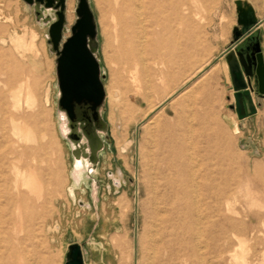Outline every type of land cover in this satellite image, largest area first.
Masks as SVG:
<instances>
[{"label": "rangeland", "instance_id": "obj_1", "mask_svg": "<svg viewBox=\"0 0 264 264\" xmlns=\"http://www.w3.org/2000/svg\"><path fill=\"white\" fill-rule=\"evenodd\" d=\"M88 1L105 75L100 114L106 131L76 143L58 107L57 56L48 43L53 11L0 0L1 59L16 60L27 72L32 99V108H20L32 128L21 160L0 134V264H64L73 243L81 245L86 264H264V98L255 91L256 114L239 120L228 68L229 53L244 40L255 36L264 44V0H197L180 26L175 66L167 35H148L165 63L157 80V67L147 62L162 98L158 102L153 91L155 109L147 116L142 66L134 42L121 34L118 6ZM76 5L66 0L63 39ZM17 41L24 46L15 49ZM31 43L32 51L25 47ZM159 140L177 150L172 164L160 160L165 153L154 158ZM76 157L87 165L72 198L67 189ZM14 166L35 175L39 197L19 198L26 191L14 187ZM227 183L226 194H219ZM230 221L241 227L231 228ZM8 245L16 253L4 252Z\"/></svg>", "mask_w": 264, "mask_h": 264}, {"label": "bare ground", "instance_id": "obj_2", "mask_svg": "<svg viewBox=\"0 0 264 264\" xmlns=\"http://www.w3.org/2000/svg\"><path fill=\"white\" fill-rule=\"evenodd\" d=\"M102 1L104 4L109 3V0ZM114 2L118 6V10H114V12L117 13V15H119L121 19L123 18L121 34L127 37L128 40L134 42L138 64L142 66V82L144 85L143 87L145 89V94L140 96V98L142 99V101L147 102V109L145 111H142L143 115L147 116L155 109V105L151 104L153 91L157 92L159 95V97L157 98L158 102H161L162 99L159 92L160 89L156 87L149 79L147 62L150 60L153 62V65L157 67V80L162 79V67L165 63L163 59L157 58L156 54L154 53L155 46L152 42H149L148 35H167L168 39L166 40V42L172 49L169 55V61L173 66H175L177 64V58L179 57L180 40L183 38L182 34L184 33L180 31V26L182 25V22L186 23L187 21H189L190 16H192L191 13L193 4H195L197 0H114ZM107 8L108 10L112 11L109 5L107 6ZM184 31L188 32V30L186 29ZM104 34H107L106 29H104ZM187 34V40H190V33ZM16 39H18V37ZM0 41L3 42V39ZM14 46L15 49H19V46H24V43L17 41L16 45ZM25 47L26 49H29L31 51L33 50L32 43L28 45L26 44ZM2 55L3 54L0 52V74L5 76L4 79L0 80V134L2 138L9 144V153L13 156H18L19 160H21V157L25 153V149L21 144H27L31 142L32 128L28 124V119H30L29 116L20 113V108L22 104H25L28 109L32 108V99L30 97L31 91L27 88L28 86H25L26 80L24 78V75L27 72L24 74L23 68L16 60L11 61L13 62L12 65H8L7 63L4 64L3 60L1 59ZM16 57L18 56L16 55ZM136 73L137 68H135V73L132 76V80L135 83L136 88L139 89L141 86L138 84L139 78ZM171 94H173V92H171ZM175 117H177L176 113ZM163 120L164 122L162 124V127H167L168 123L171 122L165 117L163 118ZM63 130H65V128ZM7 131H9L10 137L12 139L8 135H5ZM169 143L170 142L168 141L159 140V142H157L156 144L157 151H159V153L154 155V158L156 159L159 154L165 153L166 156L164 154V156H162L160 159L164 164H172V161H176L179 157L177 155V150H174ZM90 163L92 162L90 161ZM84 165L85 164L81 161V159L75 161V166L71 173L72 182L67 189L69 196H71L72 198H75V190L81 186V181L85 182L83 177ZM13 168L15 175L14 187L16 189L21 187L26 191V193L19 194V198L25 196L26 199H31L29 197L31 195L36 198L39 197L40 185L35 175L31 172L26 173L17 166H14ZM178 169L181 170L182 166H180ZM228 189L229 183L224 184V186H222L221 190L219 191V194L225 195ZM229 226L231 228L241 227V225L236 224L233 221L229 222ZM4 235V238H7V235ZM9 246L10 245L4 248V252H8V255L11 253H16V249H11L12 247Z\"/></svg>", "mask_w": 264, "mask_h": 264}, {"label": "water", "instance_id": "obj_3", "mask_svg": "<svg viewBox=\"0 0 264 264\" xmlns=\"http://www.w3.org/2000/svg\"><path fill=\"white\" fill-rule=\"evenodd\" d=\"M30 5L51 10L55 19L49 24L48 43L56 54V74L59 88L58 107L65 114L70 133L68 137L76 143L85 137L90 141L97 132H105L100 110L105 102L103 81L105 75L94 51L97 25L88 0H77L76 20L70 28V36L63 39L65 31L66 0H24ZM252 24V22H250ZM249 51V48H247ZM252 56L256 65L258 93L264 97V44L255 40ZM228 68L234 91V109L239 120L256 114L250 92L233 53ZM240 62L244 65L241 54ZM249 75V72H248ZM245 102L248 112H245ZM86 158V157H85ZM79 160L77 157L75 161ZM92 164L96 161L90 158ZM64 264H84V253L80 244L68 246Z\"/></svg>", "mask_w": 264, "mask_h": 264}, {"label": "flooded vegetation", "instance_id": "obj_4", "mask_svg": "<svg viewBox=\"0 0 264 264\" xmlns=\"http://www.w3.org/2000/svg\"><path fill=\"white\" fill-rule=\"evenodd\" d=\"M256 39H257V37L252 36L251 38L244 40L243 44L241 46H239L235 52L229 53V61L232 57L231 54L233 53L236 60L238 61L240 71H241V73L244 77V81L247 85L246 90H248L250 92L253 104L257 109V106L259 104L255 103L253 93L256 91V95H257L258 99L259 98L263 99L264 97H262L258 93V81H257V77H256V65H255V61L252 59L253 56H252L251 48H252L253 44L255 43ZM247 48H249V51L247 50ZM239 54H241V56L243 58L244 65L241 64V62H240ZM248 72H249V75H248ZM231 82H232V80H231ZM232 88H233V85H232ZM233 95H234V91H233ZM233 100H234V98H233ZM234 105H235V103H234ZM247 107H248V104L245 102V112H248ZM233 109H234V106H233ZM234 111H235V109H234ZM235 114H236V112H235ZM236 116H237V114H236ZM249 117H251V116H248L245 119H247ZM245 119H243V120H245Z\"/></svg>", "mask_w": 264, "mask_h": 264}, {"label": "crops", "instance_id": "obj_5", "mask_svg": "<svg viewBox=\"0 0 264 264\" xmlns=\"http://www.w3.org/2000/svg\"><path fill=\"white\" fill-rule=\"evenodd\" d=\"M233 46H236V45H232V46L230 47V50H233ZM85 260H86V259L84 258V264H86V263H85Z\"/></svg>", "mask_w": 264, "mask_h": 264}]
</instances>
